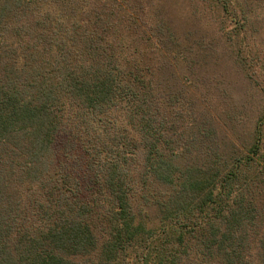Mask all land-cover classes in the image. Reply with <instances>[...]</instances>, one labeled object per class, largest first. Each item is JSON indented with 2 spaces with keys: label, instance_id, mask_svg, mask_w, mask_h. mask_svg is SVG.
Segmentation results:
<instances>
[{
  "label": "trees",
  "instance_id": "obj_1",
  "mask_svg": "<svg viewBox=\"0 0 264 264\" xmlns=\"http://www.w3.org/2000/svg\"><path fill=\"white\" fill-rule=\"evenodd\" d=\"M263 30L264 0H0V264H264Z\"/></svg>",
  "mask_w": 264,
  "mask_h": 264
},
{
  "label": "rangeland",
  "instance_id": "obj_2",
  "mask_svg": "<svg viewBox=\"0 0 264 264\" xmlns=\"http://www.w3.org/2000/svg\"><path fill=\"white\" fill-rule=\"evenodd\" d=\"M255 45V46H253ZM249 44L245 48L246 54L249 55V57L254 59L253 64V76L255 78L254 82L257 84L256 89H253L252 87H249V91L252 93L253 98H257L258 95L261 93V90L264 92V30L260 32L259 36H257L256 44ZM233 81V89L232 94L237 99V101L240 103L242 101H245L247 99V94L252 97L251 93L248 91L247 85L240 80L239 77L234 76L232 79ZM264 108V106H263Z\"/></svg>",
  "mask_w": 264,
  "mask_h": 264
}]
</instances>
